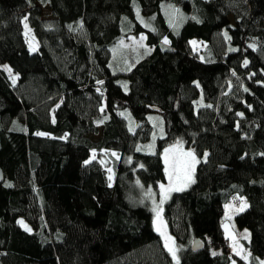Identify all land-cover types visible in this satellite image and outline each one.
I'll use <instances>...</instances> for the list:
<instances>
[{"label": "trees", "instance_id": "16d2710c", "mask_svg": "<svg viewBox=\"0 0 264 264\" xmlns=\"http://www.w3.org/2000/svg\"><path fill=\"white\" fill-rule=\"evenodd\" d=\"M179 9L188 17L177 31ZM141 34L148 54L116 56ZM192 39L206 43L203 57ZM177 138L199 156L194 181L164 207L179 264H258L264 0H0V264H177L137 203L140 187L166 180L162 153ZM113 150L123 158L111 179L100 155ZM239 195L249 262L223 228Z\"/></svg>", "mask_w": 264, "mask_h": 264}, {"label": "rangeland", "instance_id": "374dc122", "mask_svg": "<svg viewBox=\"0 0 264 264\" xmlns=\"http://www.w3.org/2000/svg\"><path fill=\"white\" fill-rule=\"evenodd\" d=\"M169 9L168 7H166ZM46 16H49L50 10L47 6L43 7ZM180 15L178 19L176 20L175 27L176 30L179 31L182 23L187 19L188 14L184 13L182 10L179 9ZM171 14L173 17H176L177 12L176 10H172ZM171 15L168 14V17ZM24 31H26V38L29 42V48L31 51H37L39 47V42L35 36L34 31L32 30L29 21H27V18H24ZM181 22V23H180ZM25 24H27V27H25ZM180 24V26H179ZM167 39H164V42ZM168 41V40H167ZM191 46H193L194 51L197 54H200L202 56L203 51L206 50L207 45L203 41H200L198 39H192L190 41ZM152 50V47H148L146 44V37L145 35L141 34L138 37L130 36L127 39L122 40L120 43L116 45L114 48V52L116 56H125V57H133L134 59H139L141 57H144L146 54H148ZM203 57V56H202ZM130 60V59H128ZM4 69L6 70L8 76L10 75L13 81H16L19 75L14 73L12 67L10 65L4 64ZM121 67V66H120ZM7 69H11V72H9ZM94 139H98L99 136H92ZM148 145H150L148 143ZM152 146V145H151ZM152 151V150H151ZM187 152H193L196 163L194 165V168L191 171V182L186 181L185 175L183 172H177L173 167V162L176 159H186L191 160L190 157H185L183 154ZM163 155V162L165 166V177L166 180L163 182L158 183L157 185L153 186H142L140 187L139 191V197H138V204L147 206L151 211L153 215L154 220V228L156 231L157 226L159 225V233L161 234L164 242L166 243V246L169 250V247L173 249L175 252V256H173V259L175 263L179 264L180 259V253L178 252V246L177 242L175 241L174 236L171 234V232L168 229V222L165 219V205L167 201L169 200V197L171 194L177 192L176 190H171L173 188H180L183 191L188 189L189 185L194 181L195 179V171L197 168V163L199 161V156L196 154V151L193 147L187 146L186 143H184L183 139L177 138L174 142L170 143L164 148V151L162 153ZM166 155H167V162H166ZM102 158L104 164L109 169L111 179L113 178V162L115 159H121V155L116 151H109V152H102L100 155ZM126 160L128 162L132 161L131 157H127ZM169 173H172L171 180L169 179ZM163 185V188L161 187ZM141 196V198H140ZM141 201H140V199ZM136 199V198H135ZM246 203L247 207H245L242 211L241 206L242 204ZM226 210H225V221L223 224V228L225 229V234L227 239H229V249L231 250L232 255H236L241 257L243 260L250 261V252L246 247L244 246L245 241H250V231L247 228H244L240 233H237L238 229L236 228L235 223V216L239 213H242L244 210H246L249 205L245 197H241L240 195L237 196L235 199H232L230 202L226 203ZM159 213V217L157 214ZM20 225L23 226L26 229L31 230V227L28 226L23 220L19 221ZM166 237L170 239H166ZM253 262H257L258 264H264V258H261L259 256L252 257ZM232 264H237V261L235 258L233 259Z\"/></svg>", "mask_w": 264, "mask_h": 264}, {"label": "snow or ice", "instance_id": "6c2138e0", "mask_svg": "<svg viewBox=\"0 0 264 264\" xmlns=\"http://www.w3.org/2000/svg\"><path fill=\"white\" fill-rule=\"evenodd\" d=\"M25 27H27V24H25ZM226 35V33H225ZM165 43H168L167 40H165ZM247 63V61L245 62ZM9 72H11V69H7ZM14 82V81H13ZM185 157H190L191 160H186V159H176L173 162V167L174 169L179 173V172H183L185 175V179L188 182H191V171L194 168L195 163L197 162L195 159V156L193 154V152H187L183 154ZM166 162H167V155H166ZM172 177V173H169V179L171 180ZM161 187L163 188V185H161ZM171 190H176L179 191L181 190L180 188H173ZM247 207L246 203L242 204L241 206V211ZM157 216L159 217V213L157 214ZM157 230L159 231V225L157 226ZM166 239H170L168 237H166ZM169 251L173 253V256H175V252L173 251V249L171 247H169Z\"/></svg>", "mask_w": 264, "mask_h": 264}, {"label": "water", "instance_id": "95a60500", "mask_svg": "<svg viewBox=\"0 0 264 264\" xmlns=\"http://www.w3.org/2000/svg\"><path fill=\"white\" fill-rule=\"evenodd\" d=\"M5 179V173L3 171V169L0 166V184L3 183ZM193 250L197 251V250H201V248H203V242L202 240H198L195 239L193 245H192Z\"/></svg>", "mask_w": 264, "mask_h": 264}]
</instances>
